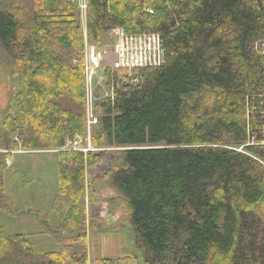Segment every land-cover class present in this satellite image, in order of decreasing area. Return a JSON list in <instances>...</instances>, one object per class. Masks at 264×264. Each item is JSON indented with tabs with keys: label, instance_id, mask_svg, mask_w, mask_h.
Wrapping results in <instances>:
<instances>
[{
	"label": "trees",
	"instance_id": "16d2710c",
	"mask_svg": "<svg viewBox=\"0 0 264 264\" xmlns=\"http://www.w3.org/2000/svg\"><path fill=\"white\" fill-rule=\"evenodd\" d=\"M86 3L84 34L78 0H0V50L17 81L2 138L18 134L28 150L85 138V39L109 45L116 28L157 34L159 66L103 70L113 95L95 102L90 141L117 149L105 178L120 197L108 201L123 210L142 264H264V0ZM100 162L57 152L58 194L70 208L55 227L34 214L60 249L0 230V264H88L80 203ZM0 209L19 215L2 196Z\"/></svg>",
	"mask_w": 264,
	"mask_h": 264
},
{
	"label": "rangeland",
	"instance_id": "374dc122",
	"mask_svg": "<svg viewBox=\"0 0 264 264\" xmlns=\"http://www.w3.org/2000/svg\"><path fill=\"white\" fill-rule=\"evenodd\" d=\"M80 21L86 34V14L82 16L80 12ZM123 31L126 33L124 29ZM263 43H257L256 47L264 57ZM85 45L96 46L88 43L86 39L84 49ZM10 72L8 59L0 50V161L5 153L10 155L0 166V196L6 199L14 211L19 212L18 216L13 217L0 209V230L6 234H27L37 250L58 251L61 244L56 238L43 233L44 226L34 213L45 216L48 224L55 227L59 223L61 214H66L70 208L66 198L58 194L56 162L57 152L60 149H24L18 134H14L13 137L6 136L8 149L5 150V141L2 138L3 123L9 109L11 90L17 88V81ZM85 93L87 135L85 138H76L81 140L80 148H87L90 145L92 150L89 152L101 160L99 165L86 174L85 197L80 203L84 211L83 227L87 234L88 264H95V261L102 258L123 257L131 258L133 264H142L141 256L135 249L132 227L126 220L123 210L115 203L116 201L113 203L108 201L110 198L120 197L105 178V172L110 167L112 151L117 149L94 147L90 141L93 125L90 131H87V118L89 114L94 115L95 102H102L113 95V85L110 89L107 87L103 70L99 69L93 76L89 89L85 85ZM11 115L16 116V109ZM11 142H17L18 148L14 149L10 146ZM67 143L64 149H67ZM23 211L26 213L22 214Z\"/></svg>",
	"mask_w": 264,
	"mask_h": 264
},
{
	"label": "built area",
	"instance_id": "2783aa9c",
	"mask_svg": "<svg viewBox=\"0 0 264 264\" xmlns=\"http://www.w3.org/2000/svg\"><path fill=\"white\" fill-rule=\"evenodd\" d=\"M78 3L80 12L84 16L87 8L86 0H78ZM147 12L152 13L151 10H147ZM110 38L113 41L109 45H85L84 75L87 89L91 87L93 76L99 69L104 70L109 68L131 71L138 68L157 67L162 62V49L160 38L157 34H126L122 29L116 28L111 31ZM262 46L264 48V43ZM131 82H137V80L133 79ZM89 115L87 118L88 132L91 126L96 123L94 115ZM79 138L68 142L67 149L63 148L62 151L87 152L92 150L90 145L87 148H80L81 138Z\"/></svg>",
	"mask_w": 264,
	"mask_h": 264
},
{
	"label": "water",
	"instance_id": "95a60500",
	"mask_svg": "<svg viewBox=\"0 0 264 264\" xmlns=\"http://www.w3.org/2000/svg\"><path fill=\"white\" fill-rule=\"evenodd\" d=\"M129 85H131V86H133V87H137V85H138V83L137 82H133V83H130ZM4 137H5V150H7L8 149V142H7V140H6V136L4 135Z\"/></svg>",
	"mask_w": 264,
	"mask_h": 264
},
{
	"label": "bare ground",
	"instance_id": "6f19581e",
	"mask_svg": "<svg viewBox=\"0 0 264 264\" xmlns=\"http://www.w3.org/2000/svg\"><path fill=\"white\" fill-rule=\"evenodd\" d=\"M86 5H87V3H86ZM85 76V75H84ZM131 82V81H130ZM132 83V82H131ZM88 131V130H87ZM68 144V143H67ZM64 148V147H63ZM62 148V149H63ZM62 149H60V151H62ZM91 151V150H90ZM80 152H82V151H80ZM87 152H89V151H87ZM83 153H86V152H83Z\"/></svg>",
	"mask_w": 264,
	"mask_h": 264
},
{
	"label": "flooded vegetation",
	"instance_id": "af4514ba",
	"mask_svg": "<svg viewBox=\"0 0 264 264\" xmlns=\"http://www.w3.org/2000/svg\"><path fill=\"white\" fill-rule=\"evenodd\" d=\"M5 135V134H4ZM6 136V135H5ZM3 138H4V141H5V137L3 136ZM7 140V139H6Z\"/></svg>",
	"mask_w": 264,
	"mask_h": 264
}]
</instances>
